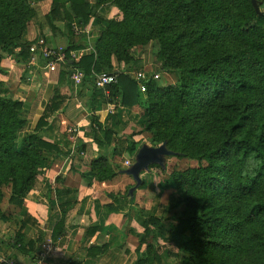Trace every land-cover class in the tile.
<instances>
[{
	"label": "trees",
	"instance_id": "obj_1",
	"mask_svg": "<svg viewBox=\"0 0 264 264\" xmlns=\"http://www.w3.org/2000/svg\"><path fill=\"white\" fill-rule=\"evenodd\" d=\"M66 2L82 24L92 18L104 24L99 11L105 0H52V15L57 17L63 10L69 33L72 15ZM115 2L121 18L107 20L99 28L95 55H85L74 65L83 71L84 78L92 71L115 73L112 57L132 65V50L157 39V57L166 65L173 62L183 66L176 86L161 89L155 80L148 81L146 106L137 81L128 72L130 68L117 72V83L112 84V93L119 88L124 105L142 100L144 109L138 122L140 130L126 137L127 153L138 155L142 143L133 136L147 132L151 141L156 139L154 135L158 140L168 136L169 143L178 145L177 152L205 161L198 167L173 171L169 178L187 194L183 215L175 224L176 233L182 237L179 245L174 244V253L183 250L189 264H264V89L257 85L260 78L264 80V15L254 11L250 0ZM258 2L264 12L263 1ZM33 14L26 0H0V62L11 48L20 49L17 61L28 60L31 43L23 40L22 32ZM74 47L70 41L68 49ZM2 85L0 79V170L7 160L8 164L0 176V186L9 185V203L20 204L35 184L40 173L37 168L45 167L42 150L58 151V147L36 132L18 140L17 133L26 123L24 103L4 96ZM56 109L54 93L50 111ZM44 118L39 119L35 131L46 125ZM91 124L96 144L118 143L116 132L96 116ZM92 172L97 178L114 175L104 161L95 164ZM149 223L157 225L160 219L145 218L144 224ZM61 225L62 219L56 231ZM15 245L25 252L20 240ZM144 261L138 263L146 264ZM148 261L151 264L152 259Z\"/></svg>",
	"mask_w": 264,
	"mask_h": 264
},
{
	"label": "crops",
	"instance_id": "obj_2",
	"mask_svg": "<svg viewBox=\"0 0 264 264\" xmlns=\"http://www.w3.org/2000/svg\"><path fill=\"white\" fill-rule=\"evenodd\" d=\"M31 7L34 14L22 32L23 40L33 43L43 39L49 48L71 51L73 58L68 59L69 66L49 71L38 57L30 59L31 54L28 60L17 61L19 48L2 56L0 79L8 95L24 103L26 123L21 134L36 132L41 139L56 144L58 151L42 150L44 170L20 204L9 203L7 196L5 217L0 219V264H39V260L40 264H71L73 260L78 264H140L138 260L145 259L146 264L148 259H152L151 264H178L173 246L181 243L182 236L175 231L176 223L167 219L174 209L168 210L167 200L160 204L159 181L155 182L150 172L144 167L133 172L138 155L136 161L125 150L126 137L140 130L142 100L124 105L119 88L114 94L113 85L99 88L94 84L99 72L92 71L78 84L69 77L83 56L95 55L99 36L96 19L82 24L66 2L72 15L69 33L63 10L54 17L51 1L32 3ZM70 41L75 46L72 49H68ZM151 54L144 52L142 59L134 62L138 70L155 72ZM54 93L58 109L50 111ZM44 115L46 125L35 131ZM93 116L116 132L117 144L94 142ZM145 133L133 136L142 143L138 154L152 149L146 141L150 134ZM101 161L114 172L112 177L93 174L92 168ZM148 217L158 218L160 223L144 224ZM17 240L25 252L17 248Z\"/></svg>",
	"mask_w": 264,
	"mask_h": 264
},
{
	"label": "rangeland",
	"instance_id": "obj_3",
	"mask_svg": "<svg viewBox=\"0 0 264 264\" xmlns=\"http://www.w3.org/2000/svg\"><path fill=\"white\" fill-rule=\"evenodd\" d=\"M26 1L29 2L31 5L32 3H45V2H50L52 0H26ZM105 1L106 2H103L102 7H100V11H99V17L101 18V20H104V24L107 20L120 19L122 14L115 4V3L118 4V2H115V0H105ZM262 1H263V4L261 6V9L264 10V0ZM96 22H97V19H96ZM104 24L101 21V23H98V28L101 29ZM177 30H182V28H179ZM174 32H170V34L174 36ZM159 49H160L159 41L157 39H150L144 45L138 46L137 48L133 49L131 52V58L133 62H136L138 60L140 61L142 59L144 52H147V51L151 52L152 59H153V64L151 65V69L155 71L154 73H157L159 75V78L155 80L158 88L162 89L168 86H176L180 83V77L182 76L181 71H182L183 66L177 65V64L176 66H174L173 62H168L166 65L165 64L166 62H164L163 60L159 59V57H157ZM111 65H112V68H114L117 71L118 70L125 71L126 68H130L134 72L142 71V69L138 70L136 68V63L127 66L124 60H122L121 62H117L115 57H112ZM148 81H146V84H145L146 90L144 92L140 91L142 95L144 96V106H146L145 99H146ZM263 82L264 80L261 78L257 81V85L260 89H264ZM2 86L6 90V93L4 94V96L11 97L8 95V91L4 83ZM142 112H144L143 107H142ZM195 115L196 114L193 112L191 116L193 120L196 119L197 115L196 116ZM173 127L174 126L171 125V128ZM171 128L169 130H171ZM21 132L17 133L20 135L18 139L19 141L23 137ZM147 135L148 133H145V136ZM167 137L168 136H162L161 139L158 140L157 137L154 135V138L156 139H154L153 141H151L152 136L148 135L146 137V141L151 143V148L154 151V153H152L153 158L150 159L148 163L146 162L143 167L146 170V172H150L152 174L151 176L153 177V179H156L155 182L159 181L158 200L162 199L161 202L159 201L160 204L164 202L165 200H167V203L170 206L168 207V210L174 209L172 213L170 212V214H173V215L169 216L167 219H169V221L173 223H177L178 218L181 215H183V210L187 202V199H186L187 194L184 188L178 189L172 185V182L169 179L171 178V173L173 171L185 170L189 167H198L201 164H205V161L202 160L201 162H198V160L195 158H189L187 155H183L182 153L177 152L178 145L175 144L176 147H174L171 143L168 142L169 138ZM179 142L180 141H178L177 143ZM15 150L19 152L20 146L15 147ZM133 156L135 157L137 161V156L135 155ZM4 164L6 167V165L8 164V160ZM5 167L0 170V176L2 177L4 176L2 173L4 172ZM43 170H44L43 166H39L37 168L38 172H42ZM0 190L2 192V198L0 199V219H1V217L3 216L5 217V215H2L1 213H3V210L5 209V206L7 205V196L10 195V186L2 185L0 186ZM178 256H179L178 264H189L188 254L185 253L183 250L179 252Z\"/></svg>",
	"mask_w": 264,
	"mask_h": 264
},
{
	"label": "built area",
	"instance_id": "obj_4",
	"mask_svg": "<svg viewBox=\"0 0 264 264\" xmlns=\"http://www.w3.org/2000/svg\"><path fill=\"white\" fill-rule=\"evenodd\" d=\"M75 30L77 29L74 26ZM29 52L31 54L30 59L34 60V58H39L42 60L43 65L49 71H54L58 69V67H62L68 63L69 58H73V53L71 51H62L55 50L45 46V42L43 39L38 40L37 42H33L29 45ZM131 76L137 81L139 90L144 92L146 90V81L148 80H156L159 78L157 73L147 74L145 71H137L132 72ZM69 77L74 83H81L84 79V73L77 67H74L69 74ZM117 83V74L108 73V72H100L95 74L94 76V84L103 88L108 85H112ZM40 264V260L38 262Z\"/></svg>",
	"mask_w": 264,
	"mask_h": 264
},
{
	"label": "water",
	"instance_id": "obj_5",
	"mask_svg": "<svg viewBox=\"0 0 264 264\" xmlns=\"http://www.w3.org/2000/svg\"><path fill=\"white\" fill-rule=\"evenodd\" d=\"M250 3L252 5L254 11L257 14L264 15V12H262L260 10L258 0H250ZM152 153H154V151L152 149L142 150L138 154V162L135 164V166L133 168V172H135L137 169H140L141 167H143L148 160L152 159L153 158Z\"/></svg>",
	"mask_w": 264,
	"mask_h": 264
}]
</instances>
